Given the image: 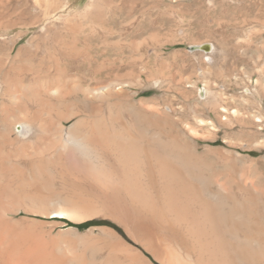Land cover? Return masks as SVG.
Listing matches in <instances>:
<instances>
[{
    "label": "bare ground",
    "instance_id": "1",
    "mask_svg": "<svg viewBox=\"0 0 264 264\" xmlns=\"http://www.w3.org/2000/svg\"><path fill=\"white\" fill-rule=\"evenodd\" d=\"M204 82L198 94L218 122L198 116L196 103L197 124L186 130L168 127L173 104L128 103L118 81L83 87L81 104L59 82L28 85L20 99L10 90L12 106L0 115V264H156L151 256L160 264H264L261 160L241 165L239 151L195 143L202 130L217 140L218 124L232 126L233 117L262 130L264 112L243 113L229 104V84ZM196 86L187 82L184 100ZM36 215L101 226L81 234L69 227L77 240L63 239L83 242L79 252L53 235L61 222L48 228Z\"/></svg>",
    "mask_w": 264,
    "mask_h": 264
},
{
    "label": "rangeland",
    "instance_id": "2",
    "mask_svg": "<svg viewBox=\"0 0 264 264\" xmlns=\"http://www.w3.org/2000/svg\"><path fill=\"white\" fill-rule=\"evenodd\" d=\"M47 1L0 0V115L2 108L12 106L11 91H17L20 99L28 85L36 84L40 90L49 83H62L67 97L81 104L83 87L110 81L127 84L123 98L128 103L155 98L161 108L173 104L176 111L168 116L170 129L186 130L187 122L196 125V103L198 116L218 122L198 94L203 81L229 84V104L241 112H264V0H51L54 6ZM202 43L209 46L194 47ZM154 81H162V87ZM189 81H196L198 87L184 100L181 89ZM243 98L248 99V108L238 104ZM218 125L215 141L201 131L195 140L199 150L211 146L239 151L247 158L239 161L241 165L249 158L261 160L264 181V144L260 143L264 126L258 130L253 120L234 117L232 126ZM35 217L46 221L48 228L61 222L53 232L59 239L77 240V232L68 230L72 226L80 234L89 230L87 226H101L81 228L68 216H55L63 219L55 224L53 218ZM120 229L128 242L139 247ZM86 237L88 242L94 239L90 234ZM81 244L75 245L79 252L84 248Z\"/></svg>",
    "mask_w": 264,
    "mask_h": 264
},
{
    "label": "trees",
    "instance_id": "3",
    "mask_svg": "<svg viewBox=\"0 0 264 264\" xmlns=\"http://www.w3.org/2000/svg\"><path fill=\"white\" fill-rule=\"evenodd\" d=\"M90 224V223H89ZM92 224V223H91ZM87 225V224H86Z\"/></svg>",
    "mask_w": 264,
    "mask_h": 264
}]
</instances>
